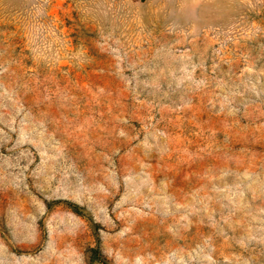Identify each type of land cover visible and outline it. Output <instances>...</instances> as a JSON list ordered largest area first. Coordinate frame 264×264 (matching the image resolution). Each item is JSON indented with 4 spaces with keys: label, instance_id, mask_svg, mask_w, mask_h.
Segmentation results:
<instances>
[{
    "label": "rangeland",
    "instance_id": "374dc122",
    "mask_svg": "<svg viewBox=\"0 0 264 264\" xmlns=\"http://www.w3.org/2000/svg\"><path fill=\"white\" fill-rule=\"evenodd\" d=\"M0 264H264V0H0Z\"/></svg>",
    "mask_w": 264,
    "mask_h": 264
}]
</instances>
